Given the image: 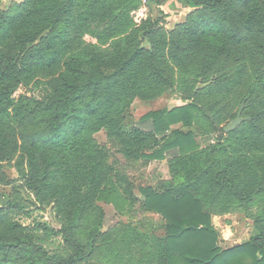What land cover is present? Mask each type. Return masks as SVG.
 <instances>
[{"label":"trees","instance_id":"obj_1","mask_svg":"<svg viewBox=\"0 0 264 264\" xmlns=\"http://www.w3.org/2000/svg\"><path fill=\"white\" fill-rule=\"evenodd\" d=\"M180 1L186 7L195 8L199 15L195 23L196 32L188 35L187 30L182 29L170 33V54L176 59L187 56L200 38L214 41L213 30L209 29L214 22L209 19L231 25L233 6L239 0ZM77 2L67 0L65 7H57L53 12L49 10L45 27L39 26L35 20L31 27L28 25L19 31L14 28L6 36L12 44L5 61L0 62V154L3 149L9 147V150L0 161H13L20 146L14 132L19 126H26L29 132L23 135L20 143L23 154H31L37 166L38 162L42 163L36 171L31 168L24 173L23 162H18L17 170L22 173L21 178L33 194V200L29 204L8 201L7 207L17 213L31 215L35 211H45L54 199L56 212L53 215L57 225L44 219H34L29 225L9 223L18 235L8 242L0 241V264H50L49 259L53 260V257L48 255L45 246L48 238L57 240L63 249L53 255L52 264H94L92 257L98 247L96 242L102 235L100 229L104 214L97 202L114 205L117 211L124 212L132 203L133 194L127 178L122 180L128 187L116 181L118 175L113 174V169L106 164L105 151L96 146L91 139L92 133L106 130L119 152L134 161L162 159L166 152L178 149L183 165H186L190 157L201 150L196 141L194 121L204 111L195 102L150 113L148 118L155 129L151 135L125 124L131 99L139 93L142 98H148L141 92L151 80L174 92L173 82L161 66L162 49L153 42L161 35V24L168 13L162 9L161 19L134 31V40L149 42L150 50L143 49L136 42H127L119 47L121 56L109 60L106 51L93 43L83 41L78 44L77 36L68 35L61 25L64 21L70 22ZM243 2V13L250 15L241 24L248 30L256 28L264 41V0ZM94 5L102 7L89 9V19L85 22L95 24V30L103 23L110 24V27L127 24L126 20H119L111 13V6H103L102 0H96ZM119 14L122 15L123 11L120 10ZM202 24H206L205 27ZM91 34L102 40L98 31H91ZM72 46H77L79 51L61 61L63 54ZM58 67H62V73L59 80L50 82L46 91L48 95L26 103L27 114L33 118L25 117L16 126L14 116L21 110L16 96L19 88L28 83L34 71H52ZM254 91L243 98L247 102L240 111L244 120L233 131L219 130V143L210 149L208 165L194 171L186 169L187 178L183 185L167 182L157 189H140L144 207L160 212L167 221L163 239L166 264H264V210L255 218L256 234L249 241L222 249L211 216L203 210L202 202L194 193L206 181L220 192L235 189L231 176L238 178L243 168L249 169L252 178L264 184V156L261 157L263 173L257 174L256 168L251 171L248 160L242 163V157L219 159L214 155L226 152L228 147L221 142L224 136L236 134L258 139L264 151V97L260 99ZM178 122H182V126L173 129L172 126ZM157 135L161 136L160 139ZM263 189L264 186L257 190L245 188L238 194L251 200ZM3 210L0 204V213Z\"/></svg>","mask_w":264,"mask_h":264},{"label":"rangeland","instance_id":"obj_2","mask_svg":"<svg viewBox=\"0 0 264 264\" xmlns=\"http://www.w3.org/2000/svg\"><path fill=\"white\" fill-rule=\"evenodd\" d=\"M95 1L78 0L73 17L69 19L70 22L64 21L61 25L68 35L77 36L78 44L83 41L93 43L106 51L108 54L106 58L109 60L121 56L119 47L127 42H136L143 49L150 50L149 42L141 39L134 40V31L161 19L162 9L169 15L165 21H162L161 35L153 42L158 43L162 49L161 66L172 80L174 92H169L166 85L151 80L148 87L141 92L148 98H142L139 93L131 99L125 124L151 135L154 134L155 129L148 115L154 111L172 110L189 102H195L204 111L194 121V126L197 128L196 141L200 144L201 150L193 157L191 156L186 165H183L184 160L178 149L166 152L162 159L147 158V160L134 161L127 159L119 152L118 146L108 137L106 130L100 129L92 133V138L90 136L96 146L105 151L103 152L106 164L113 169V174L118 175L116 181L119 185L128 187L122 180L123 177L127 178L132 186L133 194V201L124 212L117 211L114 205L97 202L104 214L100 229L102 235L100 241L96 242L98 247L92 257L93 263L166 264V247L163 239L166 235L167 221L160 212L150 211L144 207V198L140 189L142 187L157 189L167 182L176 186L183 185L187 178L184 172L186 169L199 170L209 164V151L217 147L219 143V130L227 127L241 109H244L247 102H244L243 98L254 89L255 96L260 99L264 97V41L256 28L248 30L241 24L250 14L243 13L244 2L239 0L233 6L234 16L230 20L231 25L219 23L207 16L214 22L209 25V29L213 30L214 41L200 38L187 56L176 59L170 54L168 37L172 31L179 32L182 29L187 30L188 35L190 32H196L195 23L199 11L195 8L186 7L180 0H102L103 6H111V13L118 16L119 20H126L127 24L110 27V24L103 23L95 30V24L85 22L89 19L87 14L89 9L102 7V5L96 7ZM66 5L67 0H0V28H2L0 30V62L3 63L9 53L12 43L6 36L14 28H17L16 31L25 30L22 27H28V25L31 27L35 20L38 21L39 26L45 27L48 23L46 15L49 10L53 12L57 7L63 8ZM120 10L123 11L122 15L119 14ZM205 25L201 26L205 27ZM91 31L95 33L98 31L102 35V40L94 37ZM74 51H79L77 46L67 49L61 61L70 57ZM61 68L58 67L52 71H34L28 83L19 88L16 96L17 102L21 103V110L14 116L16 126L25 117L33 118L27 114L26 103H32L33 100H41L47 96L49 84L53 80H59ZM141 75L144 74L141 73ZM186 97L190 99H185ZM22 125L26 124L22 123ZM181 126L182 122H178L172 128ZM26 132H29L26 126L25 128L19 126L14 132L20 146L13 161H0V204L4 207L0 213V241L3 242L11 241L18 235L10 228L9 223L12 222L29 225L34 219H44L52 225H57L53 215L56 212L54 199L45 211H35L31 215L17 213L7 207L8 201L29 204L33 200V194L21 178L22 173L20 175L17 170L18 162H23L24 173L29 172L31 168L36 171V167L42 164L40 161L37 163L38 166L35 165L31 154H23L20 143ZM156 137L160 139L161 136ZM249 137L242 134L224 136L221 142L228 147L226 152L214 155L219 159L242 157V163L248 160L251 171L256 168L257 174L263 173L262 145L258 144V139H249ZM8 150L9 147L3 149L0 158H4ZM69 163H71L70 160ZM239 173L238 178L231 176L235 189L230 188L220 192L218 188L212 186V183L206 181L194 191L195 197L202 202L203 210L211 216L212 224L219 233V246L222 249L232 248L249 241L256 234L255 218L264 210V189L251 200L238 194V191H243L245 188L257 190L264 184L252 178L249 169L243 168ZM45 246L53 260L55 259L53 255L63 251L54 238H48ZM53 260L49 259L50 264Z\"/></svg>","mask_w":264,"mask_h":264},{"label":"water","instance_id":"obj_3","mask_svg":"<svg viewBox=\"0 0 264 264\" xmlns=\"http://www.w3.org/2000/svg\"><path fill=\"white\" fill-rule=\"evenodd\" d=\"M244 119L241 117V112L239 115L231 121V123L225 127V132L233 131Z\"/></svg>","mask_w":264,"mask_h":264}]
</instances>
